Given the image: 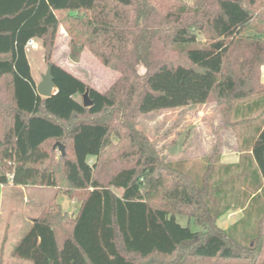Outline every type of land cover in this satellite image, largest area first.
<instances>
[{
	"label": "trees",
	"instance_id": "16d2710c",
	"mask_svg": "<svg viewBox=\"0 0 264 264\" xmlns=\"http://www.w3.org/2000/svg\"><path fill=\"white\" fill-rule=\"evenodd\" d=\"M60 29L72 61L88 49L118 80L100 92L52 62ZM32 39L54 65L50 98L37 93ZM262 67L264 0H0V184L64 188L80 205L72 217L51 200L12 256L32 264H259L264 231L249 245L231 231L252 209L263 227L264 207L255 204L264 191L222 230L218 218L232 204L222 205L229 194L217 196V207L209 201L213 158L200 172L164 162L127 118L216 103L226 121L239 103L264 101ZM86 91L88 108L77 98ZM108 112L121 115L114 125ZM59 144L65 154L56 156ZM251 145L264 181V128Z\"/></svg>",
	"mask_w": 264,
	"mask_h": 264
},
{
	"label": "rangeland",
	"instance_id": "374dc122",
	"mask_svg": "<svg viewBox=\"0 0 264 264\" xmlns=\"http://www.w3.org/2000/svg\"><path fill=\"white\" fill-rule=\"evenodd\" d=\"M59 31L60 35L56 41L55 53L51 59L52 62L58 63L70 72L72 71L100 92L105 91L118 80L119 74L99 62L88 49L81 54L77 61H72L69 56L68 34L65 31L63 32L64 35L61 36V29ZM36 44L38 47H28V58L30 59V64H32V76L39 84L42 80V75L48 69V63L44 60V53L40 47V42ZM141 72H144L143 68ZM77 98L81 102L84 101V96H77ZM203 110L208 112V114L197 121L194 115L196 112ZM219 112V106L216 103H211L151 112V114L134 117V119L129 117L127 121L134 128V131L138 130V132L153 143L157 155L164 162L184 158L193 160L201 155L211 154V141L201 139L200 137L207 136L208 132L205 131V127L203 126H211V117L215 113L219 115ZM218 115L217 117H219ZM120 116V114L108 112L106 120L111 125H114L120 119ZM196 127H199V129ZM177 132H181L182 137L180 141L174 143ZM199 139H201L200 142L198 141ZM114 141L115 143L117 142L116 140ZM60 153L61 150L59 145H57L56 156ZM92 162L93 160H91ZM186 166H193L196 170L200 167L199 164L190 165L188 163ZM200 171L203 170L200 168ZM117 192L120 194L119 191ZM51 200L61 205L62 209L72 217H75L78 213L79 202L71 200L65 193L64 188L20 187L12 183L4 188L0 184V264H32L31 262L18 260L12 256L11 252L28 232L32 221L42 214L43 210L47 207L46 205ZM212 204L214 207H217L215 201ZM224 204H236V201L228 199L222 203V205ZM1 205L3 211H1ZM252 210L249 212L248 217L231 231L232 236L244 245H249L251 241L256 240L261 234L260 230L264 231V225L261 227L263 216L260 215V217L256 211L253 213ZM177 218L184 225L188 222V219L182 216H178ZM191 228L193 230L199 229L193 223L191 224ZM58 235L64 239L62 230L58 231ZM259 264H264V252Z\"/></svg>",
	"mask_w": 264,
	"mask_h": 264
},
{
	"label": "crops",
	"instance_id": "0c3cea01",
	"mask_svg": "<svg viewBox=\"0 0 264 264\" xmlns=\"http://www.w3.org/2000/svg\"><path fill=\"white\" fill-rule=\"evenodd\" d=\"M63 32L65 31L61 29V36L64 35ZM35 47H38V45L36 44ZM40 47L42 48L41 43ZM42 51L44 53V48H42ZM28 60L30 64V59L28 58ZM262 73L264 80V67H262ZM35 81L37 83L36 79ZM207 114L208 112L203 110L196 112L194 117L199 121V119H202ZM200 115L202 116L200 117ZM217 115L215 113L211 117V126H203L205 127V131L208 132V134L206 133L207 136L200 137L201 139L211 141V154L207 153L193 160L187 158L180 160L190 165L199 164L198 171L200 172V168L203 169L206 161H208L207 158H213L210 196L214 193V197L211 196L210 202H217V199L223 194H229V199L236 201V204H232L231 208L219 216L217 221L219 228L228 230L245 218V212L253 202L252 198L257 193L259 194L264 191V181L262 180L251 145L256 140L259 131L264 128V101L252 100L246 103H239L230 118L226 121L223 120L220 112L219 117ZM247 118L251 120L245 121ZM196 128L199 129V127ZM176 136L175 141L172 140L174 143L181 140L182 133L177 132ZM201 139L198 141L200 142ZM180 160L171 161L176 162ZM218 195L219 197H217ZM256 204L255 206L263 208L264 198ZM1 211H3V207Z\"/></svg>",
	"mask_w": 264,
	"mask_h": 264
},
{
	"label": "water",
	"instance_id": "95a60500",
	"mask_svg": "<svg viewBox=\"0 0 264 264\" xmlns=\"http://www.w3.org/2000/svg\"><path fill=\"white\" fill-rule=\"evenodd\" d=\"M53 64L48 65V69L45 74L42 75L40 83L37 85V93L38 95H41L42 97L45 98H50L54 96L57 92V88L55 85V81L52 76L53 72ZM93 101L90 98L89 91H86L84 93V101H83V106L85 108H88L93 105ZM59 148L61 150V153L64 155L65 154V147L61 144H59Z\"/></svg>",
	"mask_w": 264,
	"mask_h": 264
},
{
	"label": "built area",
	"instance_id": "2783aa9c",
	"mask_svg": "<svg viewBox=\"0 0 264 264\" xmlns=\"http://www.w3.org/2000/svg\"><path fill=\"white\" fill-rule=\"evenodd\" d=\"M36 46V41L34 39L28 41L26 48L28 49V47H35Z\"/></svg>",
	"mask_w": 264,
	"mask_h": 264
}]
</instances>
